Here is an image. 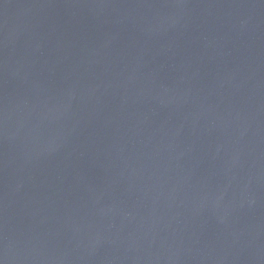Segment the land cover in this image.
<instances>
[{
  "label": "water",
  "instance_id": "water-1",
  "mask_svg": "<svg viewBox=\"0 0 264 264\" xmlns=\"http://www.w3.org/2000/svg\"><path fill=\"white\" fill-rule=\"evenodd\" d=\"M0 264H264V0H0Z\"/></svg>",
  "mask_w": 264,
  "mask_h": 264
}]
</instances>
